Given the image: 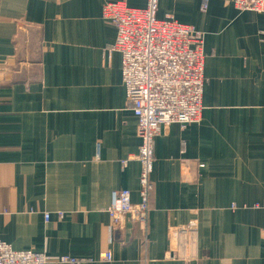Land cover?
<instances>
[{"label":"crops","instance_id":"0c3cea01","mask_svg":"<svg viewBox=\"0 0 264 264\" xmlns=\"http://www.w3.org/2000/svg\"><path fill=\"white\" fill-rule=\"evenodd\" d=\"M201 2L156 13L203 36L200 122L161 129L146 227L115 230L111 193L139 202L140 141L103 10L145 2L0 0L1 242L82 264H264V13ZM189 222L197 259H166L170 228Z\"/></svg>","mask_w":264,"mask_h":264},{"label":"built area","instance_id":"2783aa9c","mask_svg":"<svg viewBox=\"0 0 264 264\" xmlns=\"http://www.w3.org/2000/svg\"><path fill=\"white\" fill-rule=\"evenodd\" d=\"M209 0H202L206 10ZM141 12L105 6L103 19L117 29L114 44L107 49L121 55V81L128 109L137 122L140 144L135 157L140 166L139 202L132 204L128 190L111 193L107 214L112 228H122L127 220L146 227L153 190L151 174L154 140L162 128L173 124L182 129L200 122L204 77L203 36L193 27L156 19L159 0H144ZM240 12L264 13V0H233ZM127 161L123 162V165ZM264 208V205H263ZM61 215L59 214V217ZM48 221V216H44ZM168 260L189 263L197 259V227L194 222L170 228ZM111 262L110 252L102 254ZM82 264L67 256L50 258L44 253L14 251L0 241V264Z\"/></svg>","mask_w":264,"mask_h":264}]
</instances>
